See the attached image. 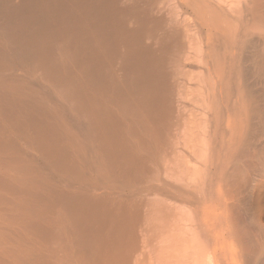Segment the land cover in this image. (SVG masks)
I'll list each match as a JSON object with an SVG mask.
<instances>
[{"label":"bare ground","instance_id":"1","mask_svg":"<svg viewBox=\"0 0 264 264\" xmlns=\"http://www.w3.org/2000/svg\"><path fill=\"white\" fill-rule=\"evenodd\" d=\"M0 264H264V0H0Z\"/></svg>","mask_w":264,"mask_h":264}]
</instances>
